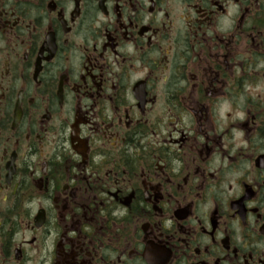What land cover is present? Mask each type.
I'll return each mask as SVG.
<instances>
[{"label": "flooded vegetation", "instance_id": "af4514ba", "mask_svg": "<svg viewBox=\"0 0 264 264\" xmlns=\"http://www.w3.org/2000/svg\"><path fill=\"white\" fill-rule=\"evenodd\" d=\"M0 264H264V0H0Z\"/></svg>", "mask_w": 264, "mask_h": 264}]
</instances>
